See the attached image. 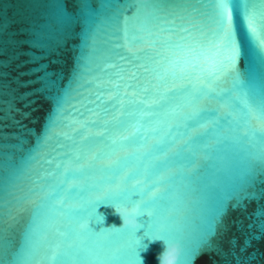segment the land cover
<instances>
[{
	"label": "water",
	"instance_id": "obj_1",
	"mask_svg": "<svg viewBox=\"0 0 264 264\" xmlns=\"http://www.w3.org/2000/svg\"><path fill=\"white\" fill-rule=\"evenodd\" d=\"M62 2L0 0V264H264V44L218 0Z\"/></svg>",
	"mask_w": 264,
	"mask_h": 264
},
{
	"label": "snow or ice",
	"instance_id": "obj_2",
	"mask_svg": "<svg viewBox=\"0 0 264 264\" xmlns=\"http://www.w3.org/2000/svg\"><path fill=\"white\" fill-rule=\"evenodd\" d=\"M113 3H118L119 0H112ZM248 0H218V6L223 12V20L222 23H225L228 27L229 32H237L242 33L250 42H257L259 44H264V34H262L261 29L264 28V25H258L257 22L253 19L251 15H244L240 12L238 6L246 5ZM102 3H108V0H102ZM77 4L80 7V11L82 14L91 13L94 9L92 6V0H77ZM55 6L59 10L60 18L63 19L67 13L64 9V5L62 0H55ZM240 17V24L237 26L236 17ZM249 111L252 112L253 108L249 107ZM255 111L258 113L257 118H264V98H261L258 105L255 106ZM130 201L131 197L128 198ZM133 208H138L140 210V217L145 215L144 212L141 211V207L139 203H133ZM149 217L151 213L147 214ZM148 236V233H145ZM163 239V237H161ZM141 247V245H140ZM195 249L193 253H195ZM138 257L139 252L137 251ZM55 259V257H53Z\"/></svg>",
	"mask_w": 264,
	"mask_h": 264
},
{
	"label": "clouds",
	"instance_id": "obj_3",
	"mask_svg": "<svg viewBox=\"0 0 264 264\" xmlns=\"http://www.w3.org/2000/svg\"><path fill=\"white\" fill-rule=\"evenodd\" d=\"M115 209V213L118 214L122 218V226L123 228H131L133 230H138L142 227V225L138 222V218L140 217V210L138 208L127 207V206H116L113 205ZM97 216L100 217L98 221H95L96 224L104 223V216L97 213ZM150 241L156 242L160 241L163 243L164 251L158 255L157 259L159 264H175L176 256L174 253L177 252V246L174 244H170L161 237H156L153 239L151 236H148ZM147 245H144V250L147 251ZM140 264H144L143 258L140 256Z\"/></svg>",
	"mask_w": 264,
	"mask_h": 264
}]
</instances>
